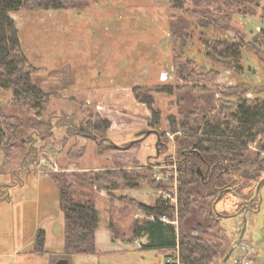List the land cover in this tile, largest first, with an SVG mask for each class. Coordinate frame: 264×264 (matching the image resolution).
<instances>
[{
	"label": "rangeland",
	"instance_id": "rangeland-1",
	"mask_svg": "<svg viewBox=\"0 0 264 264\" xmlns=\"http://www.w3.org/2000/svg\"><path fill=\"white\" fill-rule=\"evenodd\" d=\"M180 1L85 0L77 9L9 14L41 96L29 100L0 87V126L15 129L0 149V264H11L15 249L17 263L39 264L26 251L44 232L39 260L61 257L60 191L95 205L102 264H168L177 249L142 257L120 252L132 246L110 237L134 241V226L152 220L144 210L158 200L173 207L174 220H162L177 230L178 190L195 181L194 167L179 166L182 150L218 155L222 178L242 193L264 177V62L251 52L264 60V2L257 9V0H185L184 9L172 8ZM206 20L216 28L199 25ZM216 42L239 49L242 69L213 62L208 47L223 50ZM244 102L258 115L242 133L235 129ZM260 195L226 264H264V183ZM224 198L215 236H208L211 245L223 237L212 264L221 263L244 219V212L234 215L236 200Z\"/></svg>",
	"mask_w": 264,
	"mask_h": 264
},
{
	"label": "trees",
	"instance_id": "trees-1",
	"mask_svg": "<svg viewBox=\"0 0 264 264\" xmlns=\"http://www.w3.org/2000/svg\"><path fill=\"white\" fill-rule=\"evenodd\" d=\"M85 0H0V87L3 89H13L15 96H24L26 99H39L40 91L32 85L30 71H25L28 66L27 60L23 57L21 45L18 39L17 29L14 20L9 16L10 13L23 11H60L79 8ZM184 1L174 2L172 8L184 9ZM193 5H198L199 0H189ZM204 2V1H203ZM260 2L257 0L256 8H259ZM244 4V2H243ZM227 8L233 9L234 4L225 3ZM186 12H189L188 10ZM194 14V13H193ZM192 16V15H191ZM226 17L222 22H226ZM199 22V25L205 28H216L217 23ZM264 34V31L262 32ZM264 37V36H263ZM222 46V51L209 49V56L217 65H223L227 70H240V52L234 45L226 42H216L215 46ZM210 50H212L210 54ZM251 52L258 60L264 62L259 57V51L251 49ZM227 61V62H226ZM202 73V71H201ZM200 73V74H201ZM218 73H213L215 80ZM263 103V102H261ZM239 116L236 132L243 133L250 129L258 115L257 108L254 105H247L244 102L239 108ZM0 126V149L3 148L7 133H14L12 126L2 122ZM255 134L252 135L253 139ZM223 147L230 148V142L221 144ZM259 146L264 149V144L259 142ZM236 147V146H232ZM209 153H201L196 149L182 150L178 159L179 166L194 167L195 181L185 182L178 190V211L176 228L162 220L166 218L173 221V207L161 200H158L153 207H146L144 212L151 216L152 220L146 221L143 225L134 226L133 235L135 239L144 235L147 242L141 247L143 251L151 250H175L178 251V264H212L217 254L220 253L221 237L219 244L211 245L208 238L214 237L215 233L210 232L222 218L221 212L217 206L230 196L236 200L237 211L242 210L244 203L253 200L250 208L257 209L258 197H255V184L246 187V192L242 190L241 185L235 186V183L224 181L222 178L224 168L218 155L209 156ZM209 172L206 176H200L197 168L203 173L206 168ZM258 169L264 173L262 164ZM212 172V173H211ZM249 179H261V175L247 174ZM231 181L234 182L232 179ZM231 184H234L231 186ZM231 189H235L232 193ZM196 204V206L194 205ZM60 209L64 217V254L69 256H97L100 254L95 244V233L99 223L98 213L95 205L85 198L79 201H73L71 197L60 191ZM244 210L241 211L243 213ZM43 234V231H40ZM209 236V237H208ZM234 242V241H233ZM232 242V243H233ZM223 246V245H222ZM231 246V245H230ZM224 247V246H223ZM229 247V246H228ZM36 252L43 251V242H37L34 246ZM172 263V262H171Z\"/></svg>",
	"mask_w": 264,
	"mask_h": 264
},
{
	"label": "crops",
	"instance_id": "crops-1",
	"mask_svg": "<svg viewBox=\"0 0 264 264\" xmlns=\"http://www.w3.org/2000/svg\"><path fill=\"white\" fill-rule=\"evenodd\" d=\"M43 231V230H42ZM44 232V231H43ZM111 236V234H110ZM111 239H114V240H121L122 242L124 241H127L130 243V245L132 246V248L129 250L127 248V245L123 248H119V251L120 252H123V253H138L139 256H150V253L149 252H144L143 250H141V247L147 242V237L144 235L143 237L139 238V239H135L134 241H129V240H124V239H119L118 237L117 238H112V236L110 237ZM143 238V239H142ZM34 245L35 243L33 242V248L31 250H28L26 251L27 253H30L32 254V256L36 255V256H39L38 257V263L39 264H55L59 259H62V258H65L69 261V264H102L100 262V257L102 255V251L99 250L100 254L97 255V256H91V257H87V256H69V257H66L64 253L61 254V257H58L56 259H54L53 261H51L50 263L48 262H45L42 260H39V258H42L40 255H42V253L46 252V246H45V232H44V240H43V251L42 252H36L34 250ZM125 245V244H124ZM22 248V247H20ZM23 249V253H26ZM9 258L7 259V261L11 264H30V262L24 260L25 258H22L21 259V262L17 263L18 262V251L17 249H15V251H13V255L12 253L9 254ZM165 255V254H164ZM21 257H26L25 255L21 256ZM128 260L130 261V259L128 258ZM173 261V262H172ZM172 264H178V262L176 263V260H171ZM122 264V263H121ZM123 264H129V263H126V262H123ZM170 264V263H168Z\"/></svg>",
	"mask_w": 264,
	"mask_h": 264
},
{
	"label": "water",
	"instance_id": "water-1",
	"mask_svg": "<svg viewBox=\"0 0 264 264\" xmlns=\"http://www.w3.org/2000/svg\"><path fill=\"white\" fill-rule=\"evenodd\" d=\"M197 172L200 175V170L199 169L197 170ZM263 183H264V177L258 182V184L256 186V196H258V198L261 197V195H260V187H261V185ZM258 208H259V202H258ZM249 211H253V210L246 209L244 211V219H243V223H242V227H241V230L239 232V235L236 238V240L229 247L228 251L226 252V254L223 257V259H222L220 264H226V262L229 259L231 253L233 252V250L238 246V244L242 240V237H243V234H244V231H245V227H246V215L248 214ZM55 264H69V261L67 259H65V258H62V259H59Z\"/></svg>",
	"mask_w": 264,
	"mask_h": 264
},
{
	"label": "flooded vegetation",
	"instance_id": "flooded-vegetation-1",
	"mask_svg": "<svg viewBox=\"0 0 264 264\" xmlns=\"http://www.w3.org/2000/svg\"><path fill=\"white\" fill-rule=\"evenodd\" d=\"M198 169H199V168H197V170H198ZM199 170H200V169H199ZM208 172H209V168L207 167L206 170H205L203 173L200 171V176L203 175V177H204V176H206V175L208 174ZM211 173H212V172H211ZM229 189L231 190L232 193L235 191V189H231L230 187L228 188V190H229ZM255 197H258V196H256V189H255ZM253 200H254V198H253L252 200L248 201L247 203H244L241 209L244 210V211H245L246 209L256 211V210L258 209L259 198H258V202H256V204H257V209H256V210H254V208H253V209L250 208V205L252 204ZM242 210H239L237 214H240ZM235 215H236V214H235Z\"/></svg>",
	"mask_w": 264,
	"mask_h": 264
},
{
	"label": "built area",
	"instance_id": "built-area-1",
	"mask_svg": "<svg viewBox=\"0 0 264 264\" xmlns=\"http://www.w3.org/2000/svg\"><path fill=\"white\" fill-rule=\"evenodd\" d=\"M169 263H171V262H169Z\"/></svg>",
	"mask_w": 264,
	"mask_h": 264
}]
</instances>
